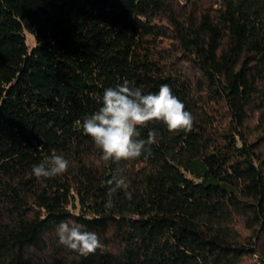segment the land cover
I'll return each mask as SVG.
<instances>
[{"label":"trees","instance_id":"obj_1","mask_svg":"<svg viewBox=\"0 0 264 264\" xmlns=\"http://www.w3.org/2000/svg\"><path fill=\"white\" fill-rule=\"evenodd\" d=\"M125 81L168 85L193 127L149 122L157 143L106 163L82 122ZM54 153L67 171L37 179ZM0 264H264V0H0Z\"/></svg>","mask_w":264,"mask_h":264},{"label":"clouds","instance_id":"obj_2","mask_svg":"<svg viewBox=\"0 0 264 264\" xmlns=\"http://www.w3.org/2000/svg\"><path fill=\"white\" fill-rule=\"evenodd\" d=\"M163 122L169 133L191 131L194 117L185 111V105L172 94L168 85H161L155 94H143L140 88L130 87L128 82L106 88L102 96V106L82 122L84 134L91 137L102 155L103 162L119 163L141 157L148 146L157 143V133L150 130L146 138H141L140 128H147L149 122ZM69 161L60 154H53L47 163L32 166V174L37 179H52L63 175ZM108 200L105 208L114 205L112 196L119 189H127L126 179L113 175L108 180ZM128 200L132 193L125 191ZM58 243L81 256L95 253L103 245L96 233L82 230V226L71 222H61L57 227Z\"/></svg>","mask_w":264,"mask_h":264},{"label":"rangeland","instance_id":"obj_3","mask_svg":"<svg viewBox=\"0 0 264 264\" xmlns=\"http://www.w3.org/2000/svg\"><path fill=\"white\" fill-rule=\"evenodd\" d=\"M32 44H33L32 35H30L29 33H26V46L30 49Z\"/></svg>","mask_w":264,"mask_h":264}]
</instances>
